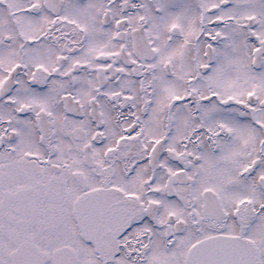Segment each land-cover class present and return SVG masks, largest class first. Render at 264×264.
<instances>
[{
  "label": "snow or ice",
  "instance_id": "obj_1",
  "mask_svg": "<svg viewBox=\"0 0 264 264\" xmlns=\"http://www.w3.org/2000/svg\"><path fill=\"white\" fill-rule=\"evenodd\" d=\"M0 264H264V0H0Z\"/></svg>",
  "mask_w": 264,
  "mask_h": 264
}]
</instances>
